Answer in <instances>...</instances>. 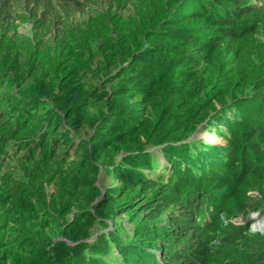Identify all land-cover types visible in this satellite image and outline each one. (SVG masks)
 Returning <instances> with one entry per match:
<instances>
[{
    "label": "trees",
    "instance_id": "1",
    "mask_svg": "<svg viewBox=\"0 0 264 264\" xmlns=\"http://www.w3.org/2000/svg\"><path fill=\"white\" fill-rule=\"evenodd\" d=\"M44 1L47 20L36 18L46 13L37 12ZM21 2L0 0V54L13 56L9 68L16 70L25 62L35 66L33 74L39 68L45 74L56 69L58 76L68 72L62 84L79 86L76 99H68L66 106L72 110L68 114L75 113L77 92L80 97L84 93L85 100L91 99L90 91L104 96L98 88L84 92L80 82L88 73L105 78L100 87L120 82L117 96L133 92L132 100H137L142 90L151 89L154 97L167 103L159 113L164 127L154 132L137 121L133 125L136 113L126 114L122 106L117 107V136L92 141L88 150L83 139L70 138L67 145L64 133L53 135L59 127L52 111L43 113L46 118L37 126L36 116L43 112L41 95L48 93H38L32 86L21 88V82L13 80L18 89L9 97L10 106L0 105V151L13 139L4 137L22 135L26 137L19 142L24 146L23 160L55 163L56 169L7 179L0 175V264H260L264 241L253 240L250 234L264 236V223L234 225L230 218L239 214L237 210L243 218L264 221L261 200H248L245 189L254 183L251 177H264V105L256 109L264 101V36L259 33L261 27L264 30V0H103L94 15L70 24L65 20L86 1L24 0L32 12L26 14L27 20L40 22L37 29L44 30L39 39L29 40L24 51L17 45L12 48L18 37L15 25L26 20L17 10ZM224 44L234 62L247 61L251 69L248 65L243 66L245 71L221 69L224 59L226 64L229 61L222 52ZM244 45L250 46L253 63L244 58ZM49 51L51 66L46 62ZM84 54L98 59L96 70H89L86 58L85 64L80 62ZM5 68L0 60V89L11 79ZM195 75L206 80L200 82L199 77L193 95L180 93L183 101L175 105L174 94L180 85L189 86ZM34 83L38 88V79ZM228 110L230 119L225 121L222 112ZM212 111L218 114L214 122L225 124L229 132L228 145L209 146L195 137L188 141ZM178 123L183 129L175 133ZM132 126L142 135L133 141L119 139ZM166 143L160 162L145 152ZM94 157L96 163L91 161ZM99 167L106 173L114 167L112 176L127 181L126 190H138L135 198L126 195L128 191L116 195L105 190L101 200L92 204L99 194L93 185ZM51 185L53 191L48 192ZM247 207L253 213H247ZM132 208L143 214L145 223L133 229L134 238L158 244L155 252L114 240L106 245L98 237L85 241L95 226L106 227L105 219ZM163 217L171 226L157 224ZM114 229L119 232L118 226ZM111 245L114 252L108 251Z\"/></svg>",
    "mask_w": 264,
    "mask_h": 264
},
{
    "label": "rangeland",
    "instance_id": "2",
    "mask_svg": "<svg viewBox=\"0 0 264 264\" xmlns=\"http://www.w3.org/2000/svg\"><path fill=\"white\" fill-rule=\"evenodd\" d=\"M80 1V0H79ZM86 1V4L84 7H77L80 10H75V8L72 11L73 16H68V19L65 20L67 24H70L71 22H77L81 21L83 19H87L88 16L91 14L94 15L96 10L100 7V4L102 3L103 0H83ZM30 6H32L30 4ZM20 9H19V8ZM71 8V7H69ZM17 10L23 12V14L26 17V20L23 21V23L15 25L18 37L14 40V45L12 48L14 49L17 46L22 47L23 49L25 46L28 45L29 40L34 39L35 37L39 39V37L43 34L44 30H38L37 27L40 26V22L34 20L30 21L27 20L28 17L26 14L32 13L30 10H28L25 5H24V0H22L21 3L17 6ZM39 11H46V13H39L36 18L42 17V19L47 20L49 15H47V5L44 2L40 3L37 6V12ZM46 33L48 31L46 30ZM259 33L264 36V30L259 29ZM258 33V34H259ZM37 35V36H36ZM49 38V35L43 37L44 42H47ZM46 44V43H44ZM246 46V45H244ZM247 48L244 49V47H241V49H244V53L242 52L244 58L248 59L251 63H253L254 58L251 55V52H249L250 46H246ZM252 48V47H251ZM26 49V48H25ZM49 49V48H48ZM249 50V51H248ZM222 52L226 56H228V63L226 64V58L224 59V63L221 69H224L226 71L228 70H233L234 68H239L240 70H244V65H248L247 61H233L232 58V52L230 51L229 47H227L225 44L222 47ZM223 54V53H222ZM50 51L48 52V59L46 62H48V66H51V60H50ZM86 57H81L80 62L84 63V60L86 58V63L87 67H89V70H96L97 69V58H92L90 59L87 54H84ZM146 56V55H145ZM13 56L11 55H5L3 53L0 54V60L3 63H6V68L5 72L11 77L9 85L3 87L0 89V105L4 106L8 103V107L11 104V100L9 99L10 95L17 92L18 86L16 84H12L13 80L17 81L18 83L21 82V88H27V87H34L38 93H48L47 95H41L42 98L44 99L43 102V107H42V113L39 111V114L36 116L38 119L37 126H39L43 121L45 120V112H50L52 111L54 113L55 119H56V124L59 127L58 131L54 132V136L57 135L59 136L61 133L65 134V143L68 145V139L72 138L74 142L83 139L87 144V149L90 150L91 147V142L94 141L96 143L101 142L100 140H105L106 138H112L117 136L116 130H118V117L119 114H117L116 109L119 106L123 107V110L125 111L126 114H129V112H134L136 113V117L133 118V122H131L133 125L137 121L138 123H141V125L146 127V131L152 128L151 132H154V130H158L164 127L162 125V113L159 115L161 112V108L166 101H164L162 98L154 97V95L151 94V89L149 91L142 90V93L137 97V100H132V96L134 93H130L128 95H118V88L120 85H122L120 82H112V83H106L103 84L101 87L100 85L104 83L105 78L101 76L100 74L97 76L93 73H88L85 78H83L80 82L81 85H85L84 87V92H87L89 88H98L101 90L100 94H104V96H100L97 93H92L90 91L91 99H83L84 93L80 97L79 92L78 97L79 100L77 99V107L75 108V113L74 115L68 114V112L72 111L70 108H68L66 105H68L69 100H72L71 97H73V100H75V92L78 89L77 86H73V84H70V88L66 86L65 84H62V80L67 77V73H63L62 75H57L56 69L53 70L52 73L47 72L46 74L44 73L43 69L41 70L40 68L36 71L35 74H33L32 70L35 68V66L32 63H25L23 64V67L20 69L16 70V67L9 68L10 67V61ZM149 58V57H148ZM147 58V59H148ZM253 60V61H252ZM85 64V63H84ZM251 66L253 65H248L246 68L251 69ZM16 70V72H14ZM4 71V70H3ZM16 73V74H14ZM49 76V77H48ZM54 77V79H52ZM200 77V82L205 81L204 78L200 75H195V78L193 81L190 83L189 86H186L185 84L180 85V90L177 92L176 95L177 98L175 100V105L181 104L180 102L183 101V98L179 97L180 93L182 97H186L189 95H193L195 90L200 86V83L198 82V79ZM15 78V79H14ZM68 78V77H67ZM34 79H38L39 81V86L38 88L36 87V84L34 83ZM188 77L185 78L187 80ZM192 79H188L190 81ZM157 83V82H156ZM158 87V89H157ZM161 86H156V89L159 90ZM134 89V88H132ZM99 90V91H100ZM114 90V94H113ZM81 91V90H80ZM116 91V92H115ZM134 91V90H132ZM52 94V96H51ZM114 95V96H113ZM214 97V96H212ZM56 103H53L52 100ZM69 99V100H68ZM10 100V102H8ZM145 100V101H141ZM217 103V100L214 101L213 106ZM261 104L264 105V101H262L259 105H257L256 109L260 110ZM14 105V104H12ZM219 104H216L218 106ZM66 106V110H61L62 107ZM7 107V108H8ZM220 108V106L216 107V111ZM6 109V108H5ZM216 111H212L209 113V115L205 118L204 120L199 123L196 127V131H194L190 138L187 139L192 140L194 137L202 141L203 144L209 145V146H215V147H225L228 145L226 136H228L229 132L225 131V128L223 123L221 122H214V119L217 117L218 114H215ZM264 115V112L262 110L261 112ZM41 114L43 115L44 118H42ZM224 116L225 121H229L230 119V114L231 110L222 112ZM63 115L67 116V119L63 118ZM113 116L117 118H112ZM117 121V123H116ZM227 123V122H225ZM210 125V126H208ZM118 126V127H117ZM181 127V128H180ZM237 128V127H236ZM133 129V130H132ZM176 131L177 133L179 130H182V123H178L176 125ZM113 130V132H112ZM120 133H123L122 131L125 130L120 128ZM116 133H115V132ZM144 131V128H143ZM129 134H127V133ZM125 133L121 134L119 139H123L125 141L127 140H132L140 136L139 132L132 127H128L127 131ZM158 131L157 133H159ZM25 133V132H24ZM124 134H127V137L124 136ZM111 135V136H110ZM51 136V135H50ZM8 137L13 138L12 140H8ZM126 137V138H125ZM22 135H19V137H11L7 136L4 137L3 139L8 140L6 141L2 149L0 151V175L2 176V179H7L10 177V175H15L17 177H22V175L26 172H33L35 171L34 174H36V170H44V169H49V170H55L56 166L55 163H52L49 165L48 162L45 163H32V162H27L23 160L22 158V153L24 151V146L23 144H19L20 141L24 140ZM93 139V140H91ZM165 139H168L165 135ZM142 141H145L146 138L142 137ZM63 142V141H62ZM197 142V141H196ZM195 142V143H196ZM166 144H160L157 146H151L146 148L145 152H149L152 155L158 157V160L160 162L162 156H163V147L166 146ZM66 145V146H67ZM62 146H65L64 144ZM36 152H38V149H35ZM61 151V150H60ZM59 152V151H58ZM61 153V152H59ZM98 155H103V153H100ZM222 155V154H221ZM120 156H117V159H119ZM72 159V157H69L68 160ZM96 157H94V160H91L93 163L95 162ZM98 163V161H97ZM27 169V171H25ZM108 173H106L105 170L101 169V167L98 168L96 180L93 183V185L98 189L99 194L93 199L92 204L95 201L101 200V197L104 195V191L108 190L110 192H115L117 193L128 191L126 195L132 194L134 196L138 193V190L135 189H129L126 190L128 187L127 181L125 180H120L119 177L117 176H112L113 171H116L114 167L108 168ZM153 177H156V175H153ZM252 181L254 183H250L249 187L247 188V185L245 186V189L248 191L246 192V196L248 200L252 199H258L261 200V209L264 211V177H251ZM260 187L263 189L261 190ZM48 192L53 191V185L47 187ZM138 196L142 197V194H138ZM263 197V198H262ZM139 198V197H138ZM137 202V201H136ZM252 203V201H250ZM247 213H253L252 209L249 207L246 208ZM239 213L235 217H231L230 220L232 224L234 225H241L244 223H250L253 225H259L262 226L264 223L260 222L259 220H254L252 217L248 216L247 218H243L244 213L243 212H236ZM143 214H140L136 208H132V211L129 213H124V212H116L115 214L111 215L110 218L105 219L106 222V227L105 226H95L93 229H91L89 237L85 239V241H92L96 239L98 242H102L105 239V243L107 245V241L112 242L111 240H114V242H117V244L122 243L123 245H133L131 243H134L138 248H141L143 251L149 250V252H155L156 247L158 244H151L149 241L146 239H137L134 238L133 234V229L139 230L142 225H145L143 221ZM72 218L71 214H69L68 219ZM160 226H166L169 227L171 226V223L169 220L165 217L160 218L158 221ZM156 223V222H155ZM116 226L119 227V232H115L116 229H114ZM135 227V228H134ZM121 229V230H120ZM113 230V232L111 231ZM115 230V231H114ZM121 232V233H120ZM120 235V238H118L116 235ZM102 234V235H101ZM258 234V233H257ZM257 234H250V237L253 238V240L258 239V241L263 242L264 241V236L262 235H257ZM264 234V232H263ZM103 237V238H100ZM115 236V237H113ZM153 246V247H152ZM151 247V248H150ZM109 252H114L116 250L114 245H111L110 247H107ZM258 248H261L260 246ZM102 249V248H101ZM257 250V247L255 248ZM106 259V257H105ZM260 264H264V258L259 257Z\"/></svg>",
    "mask_w": 264,
    "mask_h": 264
}]
</instances>
